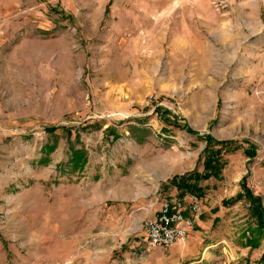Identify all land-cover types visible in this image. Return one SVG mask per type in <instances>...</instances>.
I'll return each instance as SVG.
<instances>
[{
	"label": "rangeland",
	"instance_id": "1",
	"mask_svg": "<svg viewBox=\"0 0 264 264\" xmlns=\"http://www.w3.org/2000/svg\"><path fill=\"white\" fill-rule=\"evenodd\" d=\"M188 175L193 236L145 251ZM260 210L264 0H0V264H264Z\"/></svg>",
	"mask_w": 264,
	"mask_h": 264
},
{
	"label": "built area",
	"instance_id": "2",
	"mask_svg": "<svg viewBox=\"0 0 264 264\" xmlns=\"http://www.w3.org/2000/svg\"><path fill=\"white\" fill-rule=\"evenodd\" d=\"M187 195L189 197L187 205L179 199L162 201L157 215L143 222L145 251L149 249L167 251L175 244L185 242L194 233L200 200L192 194Z\"/></svg>",
	"mask_w": 264,
	"mask_h": 264
},
{
	"label": "trees",
	"instance_id": "3",
	"mask_svg": "<svg viewBox=\"0 0 264 264\" xmlns=\"http://www.w3.org/2000/svg\"><path fill=\"white\" fill-rule=\"evenodd\" d=\"M214 147H218L219 149L218 150H222L224 147H226V143H215V142H210V146L209 148L207 149L206 153L209 152L208 156H207V161L204 162V172H207V170H209V175H205V179L206 178H209L211 176H217L218 175V171H219V167L217 166V164L215 165L216 161L214 160H217L221 154L219 153V151H211V150H215L213 149ZM248 156L250 157L251 156V153L248 152ZM210 163V164H209ZM217 166V167H216ZM194 177V175H188L186 177V179L184 178H181L180 181H182L183 183V186L180 185L179 189H181L182 192H186V193H189V194H192L198 198H200V193L199 191L201 192L200 188L199 187H196V186H193V187H190L188 186L185 181ZM196 191V192H195ZM193 192V193H192ZM253 206H255V203L252 204ZM259 210V209H256V211ZM261 212V210H260ZM257 214V213H256ZM263 213L261 212L260 213V216H258V222H260L261 226L264 227V220H263V217H262Z\"/></svg>",
	"mask_w": 264,
	"mask_h": 264
},
{
	"label": "crops",
	"instance_id": "4",
	"mask_svg": "<svg viewBox=\"0 0 264 264\" xmlns=\"http://www.w3.org/2000/svg\"><path fill=\"white\" fill-rule=\"evenodd\" d=\"M54 155V154H53ZM41 188H42V186H40ZM39 187V188H40ZM112 193L110 192V191H108V193H107V196H112L111 195ZM167 198H169V199H167ZM170 198L171 199H179V200H181L182 202H183V204L184 205H187L188 203H189V197H188V195H187V193L186 192H177L176 190L174 191V193H171L169 196H165L164 197V199L163 200H161V201H171L170 200ZM110 214H112V213H110ZM156 213H154L153 215H155ZM188 213H185V215H187ZM157 215V214H156ZM152 216V215H151ZM151 216H149V217H151ZM138 222H140V220L138 219ZM198 226V217H197V219H196V227ZM193 236V234L189 237V239L188 240H186L185 242H183L182 244H185V243H187L190 239H191V237ZM177 246V245H176ZM175 246V247H176Z\"/></svg>",
	"mask_w": 264,
	"mask_h": 264
}]
</instances>
